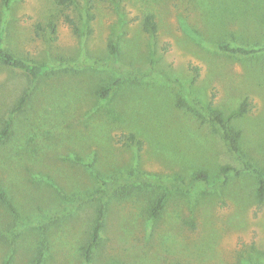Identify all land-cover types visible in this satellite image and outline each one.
I'll return each mask as SVG.
<instances>
[{
    "label": "rangeland",
    "instance_id": "obj_1",
    "mask_svg": "<svg viewBox=\"0 0 264 264\" xmlns=\"http://www.w3.org/2000/svg\"><path fill=\"white\" fill-rule=\"evenodd\" d=\"M3 1L0 264H264V0Z\"/></svg>",
    "mask_w": 264,
    "mask_h": 264
},
{
    "label": "trees",
    "instance_id": "obj_2",
    "mask_svg": "<svg viewBox=\"0 0 264 264\" xmlns=\"http://www.w3.org/2000/svg\"><path fill=\"white\" fill-rule=\"evenodd\" d=\"M74 1L75 0H56V3L61 7H69ZM93 1L94 0H87L89 4V8L91 9L94 7ZM3 2L6 6H10L12 0H4ZM66 22L70 26L75 25L74 21L68 16L66 17ZM50 27L52 28L53 33L56 34L57 30L55 25H51ZM37 29L41 30V26L38 25ZM144 30L145 32L148 33L150 32L155 33L157 31V25L152 15L146 17L144 22ZM219 49L227 53H231L234 55H243V56H248L257 52L256 50L253 49H249L245 47H231L229 45H220ZM0 64L16 70H20L26 73L34 80L39 79L50 70L48 66L32 64L16 56L14 53L9 51L2 45L1 37H0ZM109 92H110V88L103 87L100 89L102 98H106ZM25 103H26V96H23L20 98L16 110H21L25 105ZM243 110L244 108H242V111ZM213 115L215 122H217L221 126L225 138L229 142L232 150L238 151L240 132L234 131L232 128H230L219 113L214 112ZM10 132H11L10 122H7V124L5 125L4 129L0 134V138L2 139L3 137H8L10 135ZM130 140L135 141V136L131 135ZM202 178L205 179L206 177L203 175ZM258 197H259V201L262 202L264 198V180H262L260 183V187L258 190ZM163 200L164 198H161L158 201V203L153 207L151 214L152 217H157L159 215V210L163 206ZM0 202L10 211L15 210L12 200L8 197L6 191L2 188H0ZM104 225H105V209L100 208L96 216L94 225L92 227V231L88 239V242L85 245H83L81 248L83 252V256L87 262H90L92 260L93 254L95 253V250L100 242ZM42 255L43 254L41 253L39 257L34 260L33 264H42L43 263Z\"/></svg>",
    "mask_w": 264,
    "mask_h": 264
}]
</instances>
